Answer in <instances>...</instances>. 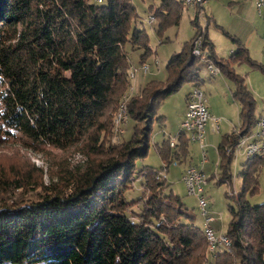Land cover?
<instances>
[{
  "label": "trees",
  "instance_id": "1",
  "mask_svg": "<svg viewBox=\"0 0 264 264\" xmlns=\"http://www.w3.org/2000/svg\"><path fill=\"white\" fill-rule=\"evenodd\" d=\"M180 2L159 0L151 11L161 19L156 33L177 22L173 6ZM135 16L130 0H0V150L14 142L34 152L70 148L80 155L44 170L21 153L0 158V264H264V201L251 205L244 196L257 190L263 156L241 163L223 233L229 246L211 251L180 196L165 177L155 179L160 165H135L147 152L155 105L183 81L200 83L191 37L169 54L164 78L147 79L129 95L130 131L111 140L133 66L128 52L141 49L138 64L150 54ZM222 32L235 45L226 58H217L201 36L238 104L236 131L216 143L218 182L232 175L224 146L232 147L255 120L254 97L231 64L264 71L238 37ZM176 135L173 146L167 137L154 145L168 164L182 157L188 141ZM138 177L148 191L128 201L124 190Z\"/></svg>",
  "mask_w": 264,
  "mask_h": 264
},
{
  "label": "rangeland",
  "instance_id": "2",
  "mask_svg": "<svg viewBox=\"0 0 264 264\" xmlns=\"http://www.w3.org/2000/svg\"><path fill=\"white\" fill-rule=\"evenodd\" d=\"M130 1L135 6V14L137 15L135 16L136 21H140H138L137 27H142L143 31L147 35L146 42L150 47V54L141 62L147 63V69L140 70L137 68V70L134 72V75L132 77H129L130 79L128 80L129 83L126 88L127 90L124 89L120 94L121 96H119V98L117 97L118 103L121 99H125L126 103L129 95L135 92L132 80L136 77V75L140 76V72L147 73L148 71H152L151 73L153 74L158 73L157 75L155 74L153 76L161 77L164 72L163 65H165L169 54L171 52L179 51L182 42L190 37L192 38L190 43H192L193 37L197 35H205L206 38L212 41L213 48L211 49V51L217 56V58H226L229 54L228 49H232L233 47H235V45L230 41V38L225 36V34L222 32V29H224L230 35L232 34L234 36H237L240 41H242L243 44L247 47L246 49L248 55L256 62H258V64L264 66V56L262 55L260 49V34L264 32V19L259 15L256 16L255 12L253 15V9L248 3L244 2L243 0H205L202 6L194 5L190 7L183 5L181 2L178 3V7L174 4L173 8L178 9L179 12L177 22L167 24L166 27L158 33L154 31V27L155 24H157L158 19L160 18L154 15V19L151 25H149L146 22L145 17L148 14H152L154 7L159 3V0ZM158 39H161V41ZM139 51H141V49L136 48L128 52L129 60L133 63V66H139V64H141L137 63ZM208 61H210L213 66H217L216 64H214V62L211 61L210 58L208 59ZM204 63L205 62L202 57H199L194 63V65L197 67L199 77L202 78V80L198 84V87L201 89L206 102L208 99L213 100L216 111L224 109V111L228 115L224 113L220 114L219 112L214 114L220 115L219 117H222L223 119L224 117L230 119L228 123H231L235 126L238 119L236 116L237 111L235 103H233L234 101L231 98V94L229 90H227V87L224 86L225 84H223L222 82L214 84V89L211 87V82L209 81L210 78L216 77L220 79L221 74L219 75V72L215 71L213 76H209L207 78L208 75H211V72L208 70ZM235 65H237V67H235L237 71L248 78L250 82L248 84L246 80V84L249 87L248 89H251L252 92L253 88L255 89V91L252 93L254 97L253 116H255L256 114L264 110V97H262L264 95V71L259 69L258 67H252L248 63H244V61L235 63ZM147 76H150V74ZM189 87L190 82L183 81L180 84L179 88H177L175 91H172L169 95H167V97H163L155 105L154 118L151 119V132H149L150 138L149 145L147 146V152L143 156V158L140 159L138 157L134 161L136 167H140L143 164H148L154 166V168H157L158 165L164 162V166H162V169L161 166L159 167V169H157V171L161 169L160 173H162V175L158 176L166 177V181L169 184V189H171L172 193L180 196L179 198L181 199L184 207L187 209L186 211L193 215L192 221L194 222V224L198 227H201L200 223L202 222V214L199 210L200 207L196 203V198L194 195L186 193L185 186L179 178L178 171H180V168L182 167V159H180L179 156L178 159H180L181 161L179 160L177 163L175 161L178 159H175L174 161H171L170 164H168V161L166 159H161V156L157 153V150L154 146L155 143L160 142L163 137H167L169 142V138L171 136H177L176 134L180 133L175 132L178 129V123L180 121L178 111L181 110L183 95L185 93L184 91L189 89ZM212 89L215 90L216 93H213ZM260 109L262 110L260 111ZM223 119L222 121H225V119ZM123 121V131L121 132V134L125 136V133H129L130 126L128 124V121H126L125 119ZM222 128L223 125L220 126V129H218L219 133H217V131L213 132L214 134L211 132V134L213 135L212 139L217 140L219 138V136L223 132ZM182 135H184V133H182ZM119 137L121 136L113 135L111 140H113V142H116ZM187 145L188 148L191 149V158L200 159L201 153L199 152L197 146L195 147L193 142H189L187 143ZM12 152H14L15 154L21 153L25 157L29 158L35 166L38 165L43 167V170L45 165H50L51 161L53 163L55 161H58L59 159H63V157L68 159L69 162H75L80 158V155L77 152L75 153L74 150L72 151L70 148L63 150V152L57 149H51L47 151V148L43 151L34 152L27 148H22L20 144L14 142L5 143V146L0 150V158L7 159L8 161L10 157L13 158L11 155H9V153ZM193 153L196 155H194ZM232 155H230L231 160L229 170L232 173L230 181L218 182L214 175H209L207 173L208 177L210 178H206L205 182L201 184L203 188V197L205 198L206 202L205 209L211 216V221H209L208 224H210V227L215 235L224 233L226 222L230 217V213L227 208L229 205L235 204L234 198L232 196L235 195L234 193H238V191L240 190L241 178L238 174V171L240 168V164L243 161V157L241 156V151L236 152L235 156L233 155L234 157H232ZM258 169L259 170L257 172L256 181L257 190L251 195H248V193H245L244 195L251 205L264 201V156L262 165ZM47 175L48 173L46 171L43 172V175H41V178L45 182H47L48 180ZM156 176H154L155 179L158 178V176L157 178ZM141 179V177L133 178L130 186L126 187V189L124 190L126 200L129 201L131 200V198L137 197L140 193L145 194L148 191V184L146 182L142 184ZM230 191H234V193L229 194ZM222 248L223 245L221 243H216L215 250ZM211 258L212 257H210V259Z\"/></svg>",
  "mask_w": 264,
  "mask_h": 264
},
{
  "label": "built area",
  "instance_id": "3",
  "mask_svg": "<svg viewBox=\"0 0 264 264\" xmlns=\"http://www.w3.org/2000/svg\"><path fill=\"white\" fill-rule=\"evenodd\" d=\"M98 1V0H96ZM181 3L185 6H194L199 5L202 6L205 0H180ZM254 9L256 10V14L260 15L264 19V0H253ZM154 16L152 14H148L145 17L146 22L151 25ZM201 35H197L193 37L190 52L191 54L197 56V58L202 57L204 59V64L208 68V70L213 74L215 71H218L217 66H213L210 61H208V52L206 48L202 45V38ZM261 53L264 56V34L261 36ZM155 62V59H154ZM138 69L146 70L147 63H141L139 66H130L128 70L129 77L134 75V72ZM184 97V111L183 115L180 118L178 124L177 131L181 134L184 133L185 137L189 141H193L196 143L200 149L201 153V160L200 164L197 166L194 165H187L184 168L180 175V179L185 186V190L187 194H192L196 198V203L200 207V211L202 214V222L200 223L204 238H206L207 247L208 249L214 250L216 243H221L224 249H227L229 246V241L227 237H224L223 233H219L215 235L213 230L210 227L209 221H211L210 214L205 209V198L203 197L202 193V183L205 182V176L202 171L201 165L204 161L205 156V149H204V135L205 130L210 132H216L218 129V123L221 118L218 115L210 114L207 110L205 103V97L198 87V85L190 86L189 90L186 91ZM125 99L119 100L118 106H116L115 114L112 118L113 123V131L114 135L116 136L117 133L122 132V123L123 120L126 119V112H125ZM249 132L240 135L235 144L231 147L230 145L224 146V151L227 154L235 153L241 151L242 156L250 158V156L261 155L264 154V110L261 111L254 120L253 126L249 128ZM175 131V132H177ZM236 131V129L234 130ZM176 143V136L173 135L169 138L168 146H173ZM232 155V157H234ZM161 169L164 166V162L160 164ZM160 169V170H161ZM160 170L157 171V176L162 175ZM156 176V178H157ZM232 192V193H230ZM229 194H233L234 191H230ZM236 194V193H234Z\"/></svg>",
  "mask_w": 264,
  "mask_h": 264
},
{
  "label": "crops",
  "instance_id": "4",
  "mask_svg": "<svg viewBox=\"0 0 264 264\" xmlns=\"http://www.w3.org/2000/svg\"><path fill=\"white\" fill-rule=\"evenodd\" d=\"M244 2H246V3H248L249 5H250V7L253 9V15H254V12H255V14H256V10L254 9L255 7H254V3H253V0H243ZM258 14H256V16H257ZM260 16V15H259ZM224 30V29H223ZM264 32H262V34H263ZM262 34H260V38H261V36H262ZM234 36V35H233ZM237 37V36H236ZM239 39V38H238ZM210 40V39H209ZM240 40V39H239ZM211 41V40H210ZM242 42V41H241ZM211 43H212V41H211ZM243 43V42H242ZM260 44H261V42H260ZM212 45H213V43H212ZM243 46L244 47H246L244 44H243ZM261 46V45H260ZM212 48H213V46H212ZM233 48H235V47H233ZM232 48V49H233ZM247 48V47H246ZM245 48V49H246ZM232 49L230 48V49H228L229 50V53H230V51H232ZM235 63L236 62H233V64H231V67H232V69H234L237 73H239L238 71H237V69L235 68V67H237V65H235ZM152 72V71H151ZM150 71H148L147 73H142V72H140V76H138V75H136V77L132 80L133 81V84H134V90L135 89H137V87L139 88L147 79H161V78H164L165 77V73L163 72V74L161 75V77H155V76H153V75H157L158 73H155V74H153V73H151ZM150 74V76H147V75H149ZM211 74V73H210ZM214 74V73H213ZM213 74H211V75H208L207 76V78L209 77V76H213ZM221 74V75H220ZM239 74H241V73H239ZM198 75H199V73H198ZM219 75H220V79L219 78H216V77H211L210 78V82H211V84H210V82H209V84L211 85V87L213 88L214 87V84H216V83H220V82H222L223 84H225L224 86H226L227 87V90H229V92H230V94H231V88H232V86H231V82L226 78V77H224V75L221 73V72H219ZM245 75H246V73H245ZM241 76L243 77V79H244V81H245V86L247 87L246 89H248L249 87H248V85L246 84V80H247V83L249 84L250 82H249V80H248V78L247 77H245V76H243V74H241ZM199 77V76H198ZM200 78V77H199ZM223 78V79H222ZM219 79V80H218ZM202 80V78H200V81ZM213 84V85H212ZM190 86H191V83H190ZM190 88V87H189ZM214 89V88H213ZM212 89V91H213V93L215 92L216 93V91L215 90H213ZM187 90H189V89H187ZM187 90H185L184 92V95L187 93L186 91ZM250 91H251V89H249ZM255 91V89L253 88V92ZM252 91H251V93H253ZM183 95V103H184V96ZM262 97H264V95L262 96ZM232 98V97H231ZM183 103L181 104L182 106H181V110L180 111H178V113H179V118H181L182 117V115H183V111H184V105H183ZM233 103H235V107H236V111L238 110V104L235 102V100H234V102ZM205 104H206V106H207V110L209 111V113L210 114H213V115H216V114H214V113H224V114H226V115H228L225 111H224V109H221V110H218V111H216V108H215V105L213 104V100H207V102L205 101ZM262 109H260V111H261ZM259 113H261V112H259ZM258 113V114H259ZM258 114H256V115H258ZM218 115V114H217ZM256 115H255V118H256ZM218 116H220V115H218ZM222 118V117H221ZM223 119V118H222ZM222 119L219 121V123H218V129H220V126H222L223 125V128H222V130H223V132H222V134L223 133H227V132H229L230 131V129H233V130H235L237 127V125H238V120H237V124L234 126L233 124H229L228 122L230 121V119H228V118H225L224 117V119H225V121H222ZM223 119V120H224ZM237 119H238V117H237ZM181 120V119H180ZM222 121V122H221ZM221 123V124H220ZM179 124V123H178ZM232 125V126H231ZM218 129L216 130L217 131V133H219L218 132ZM213 133V132H212ZM214 134V133H213ZM222 134L219 136V138L217 139V140H214V139H212L213 138V135L211 134V132L210 131H207V129L205 130V135H204V149H205V156H204V161L202 162V165H201V168H202V171H203V173H204V176H205V179L206 178H210V177H208V175H207V173L209 174V175H214L215 177H216V174H217V162H218V154H217V149H216V143H218V141L221 139V136H222ZM182 138H185V136L184 135H182L181 136V139ZM206 141V142H205ZM189 142H193V141H187V143H189ZM156 143H158V142H156ZM155 143V144H156ZM187 143L185 144L186 145V148H185V150H184V154L182 155V157H180V159H182V161L180 160V159H178V160H176L175 162H177L178 163V161L180 160L181 161V165H182V167L180 168V171H178L179 172V178H180V175H181V173H182V171H184V168L187 166V165H194V166H197L198 164H200V160H201V158L199 159H193V158H191L192 156H191V149L190 148H188V145H187ZM194 143V142H193ZM194 145H195V147L197 146V148H198V150H199V152H200V149H199V147H198V145H196V143H194ZM194 154V153H193ZM194 155H196V154H194ZM241 156H242V154H241ZM264 156V155H263ZM243 157V161H244V159H246V157H244V156H242ZM263 158V157H262ZM242 161V162H243ZM241 162V163H242ZM240 167H241V164H240ZM207 169V170H206ZM232 174V173H231ZM165 176H166V173H165ZM166 178V177H165Z\"/></svg>",
  "mask_w": 264,
  "mask_h": 264
}]
</instances>
